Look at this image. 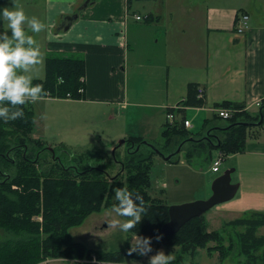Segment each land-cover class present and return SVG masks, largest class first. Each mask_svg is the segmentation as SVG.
<instances>
[{
	"label": "crops",
	"instance_id": "obj_1",
	"mask_svg": "<svg viewBox=\"0 0 264 264\" xmlns=\"http://www.w3.org/2000/svg\"><path fill=\"white\" fill-rule=\"evenodd\" d=\"M112 1L88 0L82 6L85 0H15V6L23 7L29 17H38L49 24L38 33H32L30 26H26L37 43H44L43 60L50 53H60L84 61L85 99L74 100L79 102L78 108L85 104H103L107 109L116 106L120 113L112 116L109 113L108 119L122 130L112 141L120 137H141L148 141L155 138L151 128L161 135L166 109L185 99L189 83L205 90L202 106L185 107L184 116L192 125L186 130L194 135L203 132V122L215 116L218 104L241 103L249 113L259 112L264 99V0H244L239 5L245 7L240 8L241 14L248 15L247 28L242 34L234 31V23L240 17L235 7H207L203 23L206 42L201 44L196 42L200 25L186 24V35L184 23L173 18L172 10L163 8H150L144 15L150 19L144 25L149 32L127 40L126 32L131 27L129 14L136 21L135 16L141 14L130 10L131 0H116L115 4ZM118 4L122 7L118 8ZM0 5L12 6L11 0H0ZM73 15L75 19L64 29L66 17ZM193 24L197 27L196 33L192 30ZM156 27V32H150ZM2 31L11 35L7 21L0 23ZM177 114L179 122L180 114ZM130 124L134 128H129ZM140 127L149 130H139ZM226 157L231 158L230 169L234 170L231 175L236 177L234 182L239 187L233 201L224 207L237 217L222 219L221 231L210 229V225L224 215L212 214L207 218L204 215V218L208 231L221 232L228 245L233 238L227 232L233 228L229 222L251 213L264 215V126L249 129L244 149ZM239 228V232L245 230ZM258 228L255 236L264 237L257 234ZM234 236L237 239L236 232ZM243 256L245 264L246 256Z\"/></svg>",
	"mask_w": 264,
	"mask_h": 264
},
{
	"label": "trees",
	"instance_id": "obj_2",
	"mask_svg": "<svg viewBox=\"0 0 264 264\" xmlns=\"http://www.w3.org/2000/svg\"><path fill=\"white\" fill-rule=\"evenodd\" d=\"M145 21H150L145 16ZM45 73L42 79H34L33 84L43 85L42 97L83 100L85 99V63L80 58L66 56H48L44 60ZM199 85L189 83L185 99L179 103L184 106L178 110L180 121L173 125L164 124L161 137L164 139V158L172 154V161L177 148L182 145L188 161L210 160L213 153L218 152L222 158L241 152L246 143L248 130L264 125V99L259 106V112L249 113L241 103L224 102L216 107L231 109V115L225 123H221L216 113L212 119L203 122V132L192 134L184 126L185 107L202 106L205 97L197 96ZM5 103H8L5 101ZM24 110V116L5 121L0 118V264H38L44 259L81 257L83 248L73 242L66 229L79 225L90 212L99 211L101 207L113 205L106 195L109 186L106 181L81 180L76 184L73 180H57L44 175L40 181L35 171V164L40 157L35 158L29 151L30 144L43 151L46 145L42 139L32 138L34 110L29 100L24 105H18ZM169 107L166 111H172ZM216 118V119H215ZM129 149L125 158L117 161L121 172L125 171L124 183L118 178V173L112 181L114 186L127 187L133 193L143 197L145 213L141 221L133 228L142 236L152 237L151 243L164 246H180L183 253L195 254L198 248H205L208 253L217 251L223 260L235 246L246 256L245 264H264V237H256L255 230L264 225V215L251 213L228 223L233 228L243 227V232H236L237 243L229 240L225 245L224 235L217 231H208L204 214L195 217L183 225L172 235H163L161 226L168 221V205L160 199L152 198L149 194L150 180L148 176L149 161L142 154L144 144L141 137H129L125 141ZM133 145V146H131ZM137 146H139L138 149ZM34 157V158H33ZM55 158V157H54ZM54 160V159H53ZM147 160V161H146ZM146 161V162H145ZM16 168L17 172L11 169ZM73 177L87 176L94 168L73 171L62 168ZM101 170L100 172H102ZM106 172V171H105ZM41 174V173H40ZM16 185L19 189H12ZM103 204V205H102ZM118 204V201L114 203ZM42 213V224L33 217ZM42 226V227H41ZM41 227V229H40ZM224 233V232H223ZM50 234L42 240L43 235ZM160 235V239L156 236ZM216 242L210 247L209 243ZM224 246L223 251L220 247ZM110 259L124 262L123 255L109 254ZM183 257V256H182ZM181 255L171 264L182 261ZM105 259H109L105 257ZM261 260V261H260ZM181 261L178 263L180 264ZM192 264V263H190Z\"/></svg>",
	"mask_w": 264,
	"mask_h": 264
},
{
	"label": "rangeland",
	"instance_id": "obj_3",
	"mask_svg": "<svg viewBox=\"0 0 264 264\" xmlns=\"http://www.w3.org/2000/svg\"><path fill=\"white\" fill-rule=\"evenodd\" d=\"M112 2L114 4L117 3L116 0ZM242 2H244V0H149L146 3L138 2V0H131L130 10L141 14L140 16L142 19L138 21L133 20L131 14H129L128 24H130L131 27L135 25V27L133 29L130 27L127 30L126 37L128 40L130 37L141 36L149 32L148 26H144V15L150 8H163L164 10H172L175 15L173 18L184 23L181 24L183 25V30L186 32V35L188 34L186 24H192L190 22H193L200 25L201 27L197 32L196 42L200 44L205 43V28L203 23L207 7L213 5L221 6L226 9L235 7L239 11L238 14L241 15L240 8L245 9V7L239 6ZM87 3L88 0H85L82 6H86ZM161 3H163V6ZM117 7L121 8L122 6L118 4ZM177 10H182V12H177ZM235 25L236 22L234 23V26ZM157 29V27L154 29L152 28L150 32L152 30L156 32ZM196 29L197 27L193 24L192 30L194 33H196ZM234 31L242 34L245 30L237 32L236 29H234ZM27 32L30 34V31ZM185 40H189V37L186 36ZM38 44L43 54L45 51L44 43ZM202 46L203 44L201 47ZM50 54L51 56H61L60 53ZM17 71L23 72L24 70L18 69ZM44 73L45 65L44 60H42L40 63L31 66L27 74L33 77V81L34 79H42ZM201 88L205 92L204 88ZM30 101L33 104L34 110L33 136L31 137L42 139L41 141L46 145V149L43 151L37 149L38 147L34 144H30L29 146L31 154H34L35 158L40 157L39 162L35 164V171L39 174L40 181L45 178L44 175L51 176L57 180H73L76 184H80L84 177L94 181H106L110 190L106 195L109 196V201L113 203V205L110 206H104L102 204L103 206L99 211H93L87 214L79 225L71 226L66 229V233L71 237L73 242L79 243L82 246L83 253L81 257H48L38 264H136V262L137 264H148L149 257L156 254L159 250H163L165 254H172L173 259L170 261V264L173 260L178 258V255L183 257L182 261L178 260L176 264L180 261V264H243L244 256L240 253L238 245L232 249L231 254L223 261H220L216 251H212L210 254L205 248H198L195 252V256V254L183 253L180 246H164L159 243L152 244V251L147 255H140L136 252L130 253L129 248L131 247V242H135L138 233L135 232L134 229L123 232L119 230L118 226L109 227L108 225V221L111 218L109 210H111L115 205L114 203L117 202L114 199V189L120 187L117 185L110 189L112 181L119 173L120 177L118 180L124 183V177L126 176L125 171L121 172L120 164L117 163V161L124 159L129 149V144L125 142L126 139H124L125 141L123 144H118L123 137L119 139L114 138L116 141H112L111 139L114 135L116 136L118 131L122 130V127L118 128L115 121L108 119L109 113L110 116H112L120 112L117 111L115 105L113 109H107L103 104H85V106L78 108L79 102H75L73 99L42 97L38 100ZM138 114L143 115V113L140 112ZM219 120L221 123L226 122V120L223 119ZM129 128H134V125L130 124ZM144 128L140 127L139 130ZM146 129L149 130V128ZM151 130L150 133L154 134L152 136H155V138L148 141L144 140L151 144V147L143 146V152H141L147 155V160L150 158V160H148V176L150 180L149 194L152 198L162 200L163 203L168 206L180 205L208 198L211 195L212 181L224 170L232 167L229 163L231 162V158L225 157L221 159L219 172H212L213 162L209 163V160L188 161L185 151L179 152L173 157L172 161H168L166 157L164 158L160 153L150 151L154 149L166 155L164 152L166 149H163L164 139L160 134H157V129L151 128ZM215 156H220V154L218 152L213 153L210 160H213ZM64 167L73 171H77L81 168L90 169L92 167L95 170H93L94 172L90 171L87 176L73 177L62 169ZM101 170L103 171L100 172ZM13 171L16 173L17 169L12 167V177L14 176ZM235 178L234 175H231L232 183H235ZM12 189L18 190L19 188L16 185H12ZM237 194L238 192L235 196ZM235 196L232 199H234ZM232 199L219 203L205 212L204 215L206 218L212 214L224 215L220 216L221 218L218 221H214V225H210V229L217 228V230L221 231L222 219L237 217V215L228 212V208L225 209L224 207L226 203L233 201ZM219 209H224V212L217 213ZM33 219L42 224V213L34 216ZM240 230L239 227L227 229V232L231 233L233 237L232 240L234 244L237 243V239L234 236L235 232ZM257 234L263 235L264 228H258ZM1 235L4 237L5 233L2 232ZM49 235L50 234L43 235L42 240L46 239ZM225 244L227 245L226 241ZM214 245H216V242L209 243L210 247ZM224 249V246L220 247L221 251ZM115 253L116 255H123L124 262H117L110 259L109 254ZM105 257L109 259H105Z\"/></svg>",
	"mask_w": 264,
	"mask_h": 264
},
{
	"label": "clouds",
	"instance_id": "obj_4",
	"mask_svg": "<svg viewBox=\"0 0 264 264\" xmlns=\"http://www.w3.org/2000/svg\"><path fill=\"white\" fill-rule=\"evenodd\" d=\"M11 4L12 6L0 5V23L7 21L11 30V35L8 31L0 32V118L5 121L24 116L23 108L17 107L18 105L42 98L43 85L33 84V77L27 73L31 66L43 60V54L34 36L26 31V26H30L32 33L49 27V24L38 17H29L23 7L15 6V0H11ZM48 36L51 39L52 33L49 32ZM18 69L24 71L18 72ZM114 191V199L118 204L109 210L111 218L108 225L118 226L120 231L127 232L141 221L145 213L143 197L127 187H117ZM160 238V235L156 236L157 240ZM151 241L152 237L137 234L135 242H131L129 252L147 255L152 251ZM172 259V254L159 250L149 257L148 264H170Z\"/></svg>",
	"mask_w": 264,
	"mask_h": 264
},
{
	"label": "water",
	"instance_id": "obj_5",
	"mask_svg": "<svg viewBox=\"0 0 264 264\" xmlns=\"http://www.w3.org/2000/svg\"><path fill=\"white\" fill-rule=\"evenodd\" d=\"M76 15L67 16L63 24L64 29H67L71 21L75 19ZM67 21V23H66ZM124 139L119 141V145L124 143ZM151 147V144L144 141ZM133 146V145H132ZM182 145H180L176 153H179ZM137 146L136 149H138ZM172 158V154L166 156L167 160ZM233 169L224 170L219 176H217L211 184V195L206 199L196 200L189 203L180 205H171L168 207V221L161 226V232L163 235H172L176 233L183 225H185L191 219L203 215L210 210L213 206L232 199L237 190L238 183H232L231 174Z\"/></svg>",
	"mask_w": 264,
	"mask_h": 264
},
{
	"label": "built area",
	"instance_id": "obj_6",
	"mask_svg": "<svg viewBox=\"0 0 264 264\" xmlns=\"http://www.w3.org/2000/svg\"><path fill=\"white\" fill-rule=\"evenodd\" d=\"M135 18L137 20L141 19L139 16H135ZM247 18L248 16L247 15H242L236 22V25H235V29L237 32H242L243 30H245L246 26H247ZM197 93L198 95L197 96H204V91L201 87H198L197 88ZM175 109H178V107H176ZM216 112L217 114L223 118V119H228L231 115V109L230 108H225V107H221V108H217L216 109ZM166 118H167V121L172 124L174 123L175 119H176V114L174 111L172 112H168L166 114ZM184 125L186 127H190V122L189 120H185L184 121ZM220 158H216L214 161H213V165H212V171L213 172H217L218 171V168H219V164H220Z\"/></svg>",
	"mask_w": 264,
	"mask_h": 264
},
{
	"label": "bare ground",
	"instance_id": "obj_7",
	"mask_svg": "<svg viewBox=\"0 0 264 264\" xmlns=\"http://www.w3.org/2000/svg\"><path fill=\"white\" fill-rule=\"evenodd\" d=\"M242 15H247V14H241L240 17H241ZM247 16H248V15H247ZM139 17L142 19L141 16H139ZM240 17H239V18H240ZM239 18H238V19H239ZM238 19H237V20H238ZM139 20H140V19H139ZM247 21H248V18H247ZM246 28H247V26H246ZM246 28H245V29H246ZM204 93H205V92H204ZM260 104H261V103H260ZM176 107H178V109H175ZM183 108H184V106H182V105H176V106H174L172 111L175 112V114H176V119H175L174 123L170 124V123L167 121V118H166V122H167V124H169V125H173V124H175V122L178 121V120H177V116H178L177 111L180 110V109H183ZM217 108H221V107H215L214 111H215L216 114H217V112H216V109H217ZM172 111H167V113H168V112H172ZM167 113H166V114H167ZM217 115H218V114H217ZM218 116H219V115H218ZM178 117H179V116H178ZM219 117H220V116H219ZM222 119H223V118H222ZM180 120H181V119H180ZM185 120H188V119H185ZM185 120H184V121H185ZM189 122H190V120H189ZM190 125H191V123H190ZM184 126H185V125H184ZM191 126H192V125H191ZM191 126H190V127H191ZM185 127H186V126H185ZM186 128H189V127H186ZM215 157H216V158H220V160L222 159V156H221V155H220V156H215ZM215 157H214V159H216ZM214 159L212 160V162L214 161ZM220 162H221V161H220ZM217 172H219V168H218V171H217Z\"/></svg>",
	"mask_w": 264,
	"mask_h": 264
},
{
	"label": "flooded vegetation",
	"instance_id": "obj_8",
	"mask_svg": "<svg viewBox=\"0 0 264 264\" xmlns=\"http://www.w3.org/2000/svg\"><path fill=\"white\" fill-rule=\"evenodd\" d=\"M93 168V167H92Z\"/></svg>",
	"mask_w": 264,
	"mask_h": 264
}]
</instances>
